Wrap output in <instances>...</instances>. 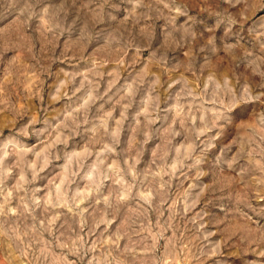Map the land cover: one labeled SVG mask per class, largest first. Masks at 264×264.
Listing matches in <instances>:
<instances>
[{"label": "rangeland", "instance_id": "rangeland-1", "mask_svg": "<svg viewBox=\"0 0 264 264\" xmlns=\"http://www.w3.org/2000/svg\"><path fill=\"white\" fill-rule=\"evenodd\" d=\"M0 264H264V0H0Z\"/></svg>", "mask_w": 264, "mask_h": 264}, {"label": "clouds", "instance_id": "clouds-1", "mask_svg": "<svg viewBox=\"0 0 264 264\" xmlns=\"http://www.w3.org/2000/svg\"><path fill=\"white\" fill-rule=\"evenodd\" d=\"M222 118L224 119L225 122H227L230 119V116L227 114V112H225Z\"/></svg>", "mask_w": 264, "mask_h": 264}]
</instances>
